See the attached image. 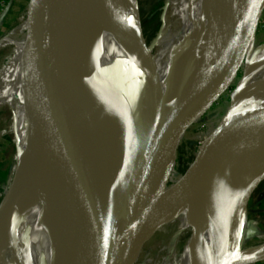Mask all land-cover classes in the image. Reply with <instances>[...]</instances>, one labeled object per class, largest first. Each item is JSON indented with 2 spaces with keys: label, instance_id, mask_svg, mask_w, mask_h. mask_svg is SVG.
<instances>
[{
  "label": "bare ground",
  "instance_id": "bare-ground-1",
  "mask_svg": "<svg viewBox=\"0 0 264 264\" xmlns=\"http://www.w3.org/2000/svg\"><path fill=\"white\" fill-rule=\"evenodd\" d=\"M165 2L170 11L168 29L162 46L160 37L154 38L150 62L162 80L165 112L169 114L189 95L197 59L217 7H208L202 0ZM132 20L136 28L137 0H90L79 15V22L70 30L73 62L84 98L78 143L106 169L105 188L110 197L114 195L120 173L130 176L139 165L133 154L136 143L131 141L123 124L105 74V66L115 58H125L129 68L136 70L132 57L136 51ZM20 30L21 27H17L0 40V48L16 45L11 59L0 72V105L11 108L15 133L27 139L23 154L18 147L17 168L0 206V264H15L11 249L3 241L8 235V240L19 247L25 264H55L59 250L58 223L73 221L80 225L85 218L100 221L109 206L92 197L85 187H79L75 178L78 171L64 156L49 157L36 141L33 122L21 98V58L29 42L16 38ZM251 63L248 81L235 96L238 105L264 103V94H256L264 84V47ZM171 100L174 106L169 109ZM155 110L147 111L148 119L154 122ZM87 125L93 130V142L84 140ZM147 126L152 128L154 124L147 122L142 130ZM227 132L219 146L210 148L194 181L149 216L148 233L140 239L139 245L147 249H168L170 254L161 264H198L190 250L192 230L181 250L177 243L183 231L191 229L193 224L200 226L198 237L203 247L217 248L219 253L213 264L235 261L237 251L243 246L248 210L242 220L231 218L246 188L264 175V104L229 125ZM28 142L33 152L29 151ZM68 182L73 185L71 189L81 192L89 202L78 214L69 213L65 206ZM164 234L168 237L167 244L162 243ZM151 261L158 264L157 257Z\"/></svg>",
  "mask_w": 264,
  "mask_h": 264
},
{
  "label": "water",
  "instance_id": "water-1",
  "mask_svg": "<svg viewBox=\"0 0 264 264\" xmlns=\"http://www.w3.org/2000/svg\"><path fill=\"white\" fill-rule=\"evenodd\" d=\"M203 1L206 6H216L217 9L197 59L189 95L179 108L169 114L165 112L164 86L150 62L154 40L148 42L146 39L139 12L138 26L131 30L136 46L132 54L136 70L129 68L125 58H115L105 66L106 78L123 124L131 141L136 143L133 154L139 164L130 176L120 173L114 195L110 197L105 188L106 169L83 149L77 138L84 98L80 76L73 62L70 30L77 25L80 13L90 0H30L32 7L23 13L26 19L15 28L21 27L16 38L20 42H29L22 52L20 91L34 125L35 139L49 157L64 156L78 171L75 178L79 187H85L92 197L109 206L100 221L85 218L80 225L73 221L58 223L59 250L55 264L136 262L145 249L139 241L148 233L146 223L152 211L164 206L177 191L194 181L210 148L224 141L229 125L244 119L264 104L249 102L238 105L235 100L236 93L244 87L252 72L251 62L256 56L253 45L264 15V0ZM10 4L0 17V25L9 12ZM25 31L27 34L24 36ZM244 54L247 56L241 65L242 74L231 90L226 112L216 128L201 139L196 157L184 173L167 186L182 138L224 92L234 64ZM256 94H264V84ZM173 106L171 100L168 108ZM153 108L156 109L155 122L148 119L147 113ZM147 122L154 126L142 130ZM90 127L87 125L84 130V140L93 142L95 136ZM16 143L18 152V136ZM30 143L28 148L33 152ZM263 180L264 175L246 188L231 219L242 220L252 193ZM66 187L68 212L78 214L87 208L89 202L81 192L71 189L73 185L70 182ZM199 228V224L192 225L190 250L198 264H213L219 252L216 247H203L198 237ZM9 237L4 236L3 241L11 249L15 264H25L19 247L8 240ZM231 252L236 253L235 249ZM262 261L264 244L248 249L241 246L235 261L227 264H257Z\"/></svg>",
  "mask_w": 264,
  "mask_h": 264
},
{
  "label": "rangeland",
  "instance_id": "rangeland-1",
  "mask_svg": "<svg viewBox=\"0 0 264 264\" xmlns=\"http://www.w3.org/2000/svg\"><path fill=\"white\" fill-rule=\"evenodd\" d=\"M10 2L9 12L0 25V40L11 35L15 27L26 19L23 13L32 7L30 0H6V2L0 0V17ZM202 2L204 1L202 0ZM137 3L146 39L148 42H151L157 35V37H160V44L162 46L169 24V5L166 4L165 0H137ZM164 13L166 15L163 17ZM161 21L163 25L160 28ZM132 26L135 28L134 22ZM26 34L27 31L24 32V36ZM253 46V52H256V55L264 47V15ZM14 49L15 46L13 44L0 48V72L11 59ZM246 56L244 54L243 58H239L237 63L234 64L231 77L228 80L224 92L220 94L207 113L185 133L178 147L177 159L167 186L171 185L184 173L188 165L195 159L201 139L216 128L226 112L230 103L231 90L234 88L238 77L242 74L243 68L241 65L246 60ZM12 123L13 113L11 108L6 104L0 105V201L3 196L5 197L17 168L18 152L16 136L18 135L15 133ZM26 143V137L18 136V147L20 148L21 154L26 149ZM247 210L248 228L244 238V249L264 244V180L252 193ZM190 232V228L185 229L178 237L177 243L179 250L182 249ZM161 239L163 244L168 243V237L165 234ZM169 254V250L165 248H145L142 250L138 260L133 264H153L151 260L155 257H157L158 264H161L163 259ZM257 264H264V261Z\"/></svg>",
  "mask_w": 264,
  "mask_h": 264
},
{
  "label": "crops",
  "instance_id": "crops-1",
  "mask_svg": "<svg viewBox=\"0 0 264 264\" xmlns=\"http://www.w3.org/2000/svg\"><path fill=\"white\" fill-rule=\"evenodd\" d=\"M258 52H259V51H258ZM257 54H258V53H257ZM255 57H256V56H255ZM255 57H254V58H255ZM253 60H254V59H253Z\"/></svg>",
  "mask_w": 264,
  "mask_h": 264
},
{
  "label": "built area",
  "instance_id": "built-area-1",
  "mask_svg": "<svg viewBox=\"0 0 264 264\" xmlns=\"http://www.w3.org/2000/svg\"><path fill=\"white\" fill-rule=\"evenodd\" d=\"M6 2V0H4Z\"/></svg>",
  "mask_w": 264,
  "mask_h": 264
}]
</instances>
